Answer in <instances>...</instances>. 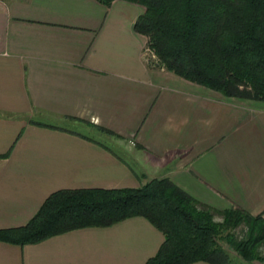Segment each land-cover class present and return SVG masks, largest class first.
Listing matches in <instances>:
<instances>
[{"label":"crops","instance_id":"1","mask_svg":"<svg viewBox=\"0 0 264 264\" xmlns=\"http://www.w3.org/2000/svg\"><path fill=\"white\" fill-rule=\"evenodd\" d=\"M143 11L128 0H0V228L24 224L58 189L162 176L211 210L264 216V100L147 63L133 28ZM162 241L132 215L0 240V264H143Z\"/></svg>","mask_w":264,"mask_h":264},{"label":"trees","instance_id":"2","mask_svg":"<svg viewBox=\"0 0 264 264\" xmlns=\"http://www.w3.org/2000/svg\"><path fill=\"white\" fill-rule=\"evenodd\" d=\"M110 5L112 0H98ZM144 6L134 21L158 57L157 65L225 97L264 100V0H128ZM213 211L169 177L138 186L58 189L22 225L0 228V240L37 242L83 226L109 225L141 215L163 234L143 264H228L222 239L242 258L261 259L264 216L239 207ZM244 223V236L233 229Z\"/></svg>","mask_w":264,"mask_h":264},{"label":"rangeland","instance_id":"3","mask_svg":"<svg viewBox=\"0 0 264 264\" xmlns=\"http://www.w3.org/2000/svg\"><path fill=\"white\" fill-rule=\"evenodd\" d=\"M150 45L146 42L145 45L143 46V50L147 49ZM158 62V57L155 54V58L151 63H156ZM233 97V96H232ZM213 211V218L216 221H221L222 220V214L219 213L216 210H212ZM246 227L244 225V223H241L239 225H237L234 229L233 232L235 233V235L237 237H242L244 236V231H245ZM220 244L227 250V252L230 254V261L228 264H264L263 261H261V259H252V260H246L244 258H242L241 256H239L229 245L228 243H226V241L220 239L219 240ZM258 251H259V255H261L262 257H264V244H261L258 247Z\"/></svg>","mask_w":264,"mask_h":264},{"label":"built area","instance_id":"4","mask_svg":"<svg viewBox=\"0 0 264 264\" xmlns=\"http://www.w3.org/2000/svg\"><path fill=\"white\" fill-rule=\"evenodd\" d=\"M143 58L147 63H151L155 58V51L150 46L143 50Z\"/></svg>","mask_w":264,"mask_h":264}]
</instances>
